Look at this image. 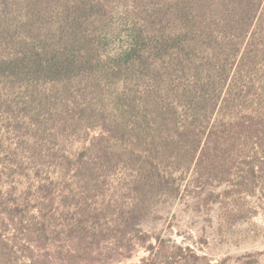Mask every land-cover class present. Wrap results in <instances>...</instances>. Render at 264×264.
<instances>
[{
  "label": "trees",
  "instance_id": "trees-1",
  "mask_svg": "<svg viewBox=\"0 0 264 264\" xmlns=\"http://www.w3.org/2000/svg\"><path fill=\"white\" fill-rule=\"evenodd\" d=\"M262 2L175 0L153 14L141 11L138 22L143 23L131 27L127 45L107 60L99 57L96 39L75 27L79 17L72 10H82L80 3H66L62 18L51 22L35 19L30 6L23 9L22 22L0 14V36L12 35L18 49L7 67L28 81L66 88L85 75L123 84L109 95L106 107L112 114L99 124L100 134L86 149L96 162L77 165L73 178L89 185L100 170L122 167L129 174L119 184L130 193L132 213L148 210L156 197L179 193L177 175L185 177L192 170L195 181L227 184L225 193L231 196L264 190V94L250 97L251 88L240 83V69L229 68L230 53L223 44L228 51L235 48L226 39L243 34ZM102 159L106 161H98ZM1 179L0 264H38L36 254L28 256L26 249L57 252V262L46 264L112 263L117 249L104 246L103 230L85 223L87 235L80 244L62 242L77 227L62 224L61 218L81 216L87 210L84 204L70 212L60 205L69 208L70 196L59 189L61 194H55L49 184L33 192ZM119 206L108 204L105 210ZM150 260L154 256L143 264H152Z\"/></svg>",
  "mask_w": 264,
  "mask_h": 264
},
{
  "label": "rangeland",
  "instance_id": "rangeland-1",
  "mask_svg": "<svg viewBox=\"0 0 264 264\" xmlns=\"http://www.w3.org/2000/svg\"><path fill=\"white\" fill-rule=\"evenodd\" d=\"M172 1L44 0L41 5L40 0H31L28 5V0H0V14L22 22L23 9L30 6L35 19L51 22L62 18L66 3H80L82 10H72L79 17L75 27L96 39L99 57L107 60L127 45L131 27L143 23L138 22L141 11L153 14L156 7ZM92 12L96 15L90 18ZM11 36H0V178L21 190L32 187L33 192L49 184L55 194H61L59 189L70 196L69 208L60 204L70 212L79 211L76 204H84L87 210L81 216L61 218L62 224L70 222L77 227L76 233L71 238L66 234L62 242L70 239L80 244L87 235L86 223L97 232H106L104 246L117 249L108 264H143L151 256L155 258L150 260L152 264H264L263 189L256 194L231 196L225 193L227 184L195 181L192 170L185 177L177 175L179 193L156 197L148 210L131 213L130 193L119 184L129 174L122 167L100 170L97 180L89 185L74 179L77 165L88 159L96 162L86 149L100 134L99 124L112 114L106 107L109 95L121 90L123 84L104 76L95 80L85 75L81 80H71L66 88L28 81L7 67L6 61L18 49ZM17 41H21L18 36ZM226 41L235 47L228 51L222 41L225 53H230L229 68L240 69V83L251 88V98L264 94V0L243 34ZM114 203L120 206L105 210ZM25 252L28 256L36 254L38 264L57 262L55 251L48 255L43 249Z\"/></svg>",
  "mask_w": 264,
  "mask_h": 264
}]
</instances>
